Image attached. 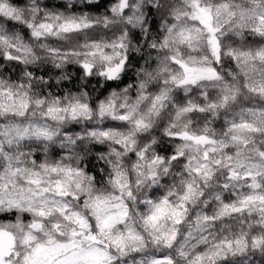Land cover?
Wrapping results in <instances>:
<instances>
[{
    "label": "clouds",
    "instance_id": "1",
    "mask_svg": "<svg viewBox=\"0 0 264 264\" xmlns=\"http://www.w3.org/2000/svg\"><path fill=\"white\" fill-rule=\"evenodd\" d=\"M0 264H264V0H0Z\"/></svg>",
    "mask_w": 264,
    "mask_h": 264
}]
</instances>
